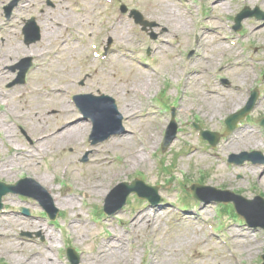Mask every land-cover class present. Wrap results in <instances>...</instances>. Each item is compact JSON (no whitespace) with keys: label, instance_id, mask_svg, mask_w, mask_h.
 I'll use <instances>...</instances> for the list:
<instances>
[{"label":"rangeland","instance_id":"1","mask_svg":"<svg viewBox=\"0 0 264 264\" xmlns=\"http://www.w3.org/2000/svg\"><path fill=\"white\" fill-rule=\"evenodd\" d=\"M7 1L0 0V23L3 21L2 6ZM23 1L13 13L15 19L7 22L6 30H0L3 31L0 32L3 38L2 41L0 39V180L13 183L19 178L29 177L39 182L47 175L51 180L39 183L50 194L74 189L76 192L79 190V196L77 206L72 210L58 208L57 222L51 224L34 199L11 193L4 195V212L3 216L0 215V264H21L8 252L17 244H24V254L44 249L49 244L46 233L31 227L29 219L40 220L47 231L55 235L51 256L60 258L65 264H69L64 252L66 244L78 251L79 264H86L87 257L95 258L94 264H102L96 257L97 247L115 232L125 238L124 258L112 261V264H160L164 260V264H236L237 260V264H259L264 251L263 229L249 227L243 219L234 220L230 205L220 204L225 208L226 216L213 232L226 239L227 219L231 218L232 224L226 232L231 246L209 237V228L203 227L204 219L217 224L219 207L215 201L197 204L186 197L188 210L179 208L181 198L193 182L239 191L247 198H253L254 194L264 198L261 194L264 193L263 168L252 172L250 168L253 166L249 162L243 166L225 164V158L231 153L257 150L264 155V133L256 123L264 115V82L259 79L264 70V22L253 17L244 18L241 21V39L235 38L236 32L232 29V18L243 6H257L264 10V0H205L206 6L201 8L206 15H201L200 7L191 0H113L112 3L105 0H51L54 7H46L43 0H29L33 3L28 4ZM33 4L45 7L40 19L44 26L41 27L55 33L46 36L44 30L41 40L27 47L21 41L19 28L21 17L35 12ZM117 5H124L128 10L137 9L152 25L143 29L134 23L128 12L116 9ZM79 7L83 9L81 12L77 11ZM172 12H178L184 26L169 33L172 21L168 22L167 14ZM58 23L65 24L64 28H58ZM213 23L215 27L211 29L208 25ZM217 33L235 36V48L222 44ZM153 34L155 39H151ZM108 42V49L103 53L107 56L95 58L91 45L95 44L104 52ZM215 44L220 45L217 48ZM35 48L39 49L36 53L23 51ZM191 52L192 55L187 57ZM24 56L33 58V67L26 74L27 82L7 87L15 74L6 68ZM139 58L144 60V64L138 62ZM233 59L243 66L224 71ZM255 59L259 61L255 62ZM181 64L199 70L198 76L195 74L192 78V74L181 70ZM245 72H248V78H241ZM149 79L152 85L145 90L143 83ZM232 84L240 89L233 88ZM55 87L64 89L61 97L73 109L68 118L63 114L55 115L57 107L49 103L52 99L60 101L51 91ZM253 88L258 90V97L240 127L251 128L263 144L251 149L227 150L225 143L229 134L219 139L215 146L217 149L208 148L214 151L203 153L202 147L206 146L196 136L190 121H196L203 129L222 133L224 118L236 109L212 112L209 110L212 105L210 98L220 95L218 98L222 101L229 94L243 95L247 102ZM80 93H104L114 97L123 116L124 133L118 136L129 141L128 144L119 149H107V140L114 137L110 136L99 144L90 145L91 127L87 135L76 142L68 144L60 140V146L45 144L43 138L48 133L75 122H87L81 119L72 100V95ZM132 104V111L123 114L121 107ZM174 106L176 138L162 152L160 145L170 120L167 111ZM155 131L158 141L153 156L129 167L126 174L109 185L111 190L117 183L131 182L134 178L158 185L162 200L156 206L160 208L156 215L151 216L153 207L149 211L152 225L132 227L134 216L140 210L148 209L145 200L134 194L128 196L126 204L116 213L100 216L105 196L89 195L83 186L96 176H103L120 164L128 163L129 146L137 147ZM24 133L34 139L33 144ZM102 147L103 150H98ZM30 152L36 154L30 157ZM214 152L218 158L212 157ZM85 154L87 161L82 163ZM98 159L104 161L98 164ZM163 164L166 169H162ZM259 165L255 163L254 167ZM27 185L31 189V185ZM202 195L208 199L223 197L211 190L202 192ZM20 206L28 208L29 215L21 214ZM193 212L200 216L191 217ZM20 217L23 218L21 222L18 221ZM237 228L250 231L261 240L262 244L255 253L251 252L247 257L246 253H241L247 252L249 247L239 246L232 239L229 231ZM22 232H30L31 237L22 236Z\"/></svg>","mask_w":264,"mask_h":264},{"label":"bare ground","instance_id":"2","mask_svg":"<svg viewBox=\"0 0 264 264\" xmlns=\"http://www.w3.org/2000/svg\"><path fill=\"white\" fill-rule=\"evenodd\" d=\"M221 1H218L220 2V5H221ZM167 17L170 19L168 20V22L172 21V24H173V25L169 24V29H168L169 33L179 31V27L184 26L183 19L179 16L178 12L168 13ZM209 26L212 29V27H215V24L213 23ZM54 33H55L54 30H48V28H45L46 36L54 34ZM200 36L203 37V34H201ZM226 39H227L226 36L221 37V40H223V44H226L225 42ZM218 45L220 44H215V47L218 48ZM38 50H39L38 48L34 49L33 52L38 51ZM226 50H228V48H226ZM23 51H28V50H23ZM217 54L219 55L220 52L218 51ZM241 66L243 65L239 61H235L233 59L230 62V64H228L225 67L224 71H227L228 69H232L233 67H241ZM246 66L248 65L246 64ZM189 73L192 74V78H194L195 74H197L196 76H198L199 71L192 69L190 70ZM247 73L248 72H245L244 75L240 77L241 78L243 77L244 79L248 78ZM134 78L138 80L136 76H134ZM143 85H144L143 88L147 90L152 85V81L149 79L146 82H144ZM231 86L237 90L240 89V87L236 84H232ZM52 92L54 95H56V97L60 98V101L56 99H52L49 101L51 105L57 107V110L55 109L54 111L55 115L63 114L64 118L70 117L73 113L72 108L66 101H63V98L61 97V95H63L64 93V89L55 87L52 89ZM209 92L214 93V91L212 90H210ZM218 96L220 95L213 96L210 98L213 106L210 105L209 110L212 112L221 111V110H224V112L234 111L239 106L244 104L246 100L243 97V95L233 96V94H229L226 97H223L222 101L219 100ZM132 106L133 104L124 105L123 107H121V110L123 111V113L128 114L130 113V111H132L131 109ZM88 129H89L88 123L75 122V123H72L71 125H67L62 128H59L52 133H48L43 138V141H45L46 145L55 143L56 146H60V143H59L60 140H63L68 144L73 143V142L78 141L80 137H81L80 139H82V137L87 133ZM132 135H134L133 132H132ZM157 136H158L157 131L152 132L144 140V142L140 143V145H138L137 147L132 146V148H130L129 146V149L127 151L128 163H125L123 165H120L112 169L111 171L104 174L103 176H96L92 182L85 184V186L83 187L88 192V194L89 195L96 194L97 197H103L108 191V187L110 183L115 178H118L122 174H126L129 171L128 170L129 167L145 162L147 160L146 155L149 154L152 150H154V147L156 146V143L158 141ZM128 143L129 141H126L125 139L121 138V136H115V137H111L107 141L106 147L107 148H117L118 147L119 149L121 148L122 145L128 144ZM225 144L227 145V149L239 150L241 148H247V147H252V146L257 147L259 145V139L256 137V135L254 134L252 130L247 131L245 128H238L226 140ZM33 156L34 155L31 153L30 157H33ZM49 180H51L49 176L45 175L44 177L40 179V182L45 183V182H48ZM73 190L71 191L65 190L62 193L57 194V195L51 194V198L53 200V204L55 205V207L60 208V209H65L66 207H68L72 210L77 205V199L79 196V190L77 192ZM149 210L150 208H148L147 210L145 209L140 210L134 216V218L131 220L133 228L138 227V226L152 225V220L148 216ZM154 212L157 213L159 211L158 209H155ZM20 218L21 219L18 220L19 222H21V220L23 219L22 217ZM29 220L31 221L29 224L31 225V227L41 230L43 234L46 232L47 237L50 239V243L46 245L44 249L30 250L25 254L23 251L24 244L21 243V244H17L11 247L8 250V252L11 253L15 257V259H17V261L20 262L21 264H60L58 258H52L51 256L53 245L56 242L55 235L48 232L40 220H37V219H29ZM248 237L253 238L250 236L249 232H242L241 230L234 231V239L237 241H241V240L247 241ZM124 241H125L124 236L119 232H115L108 239L104 240L97 247L96 257L99 259L98 261H101L102 264H106L107 261L110 262V264H112V261L122 260L124 258V251H123ZM255 242L257 244L261 243L259 239H256ZM253 253H255V250L253 251ZM249 255H250V251H249ZM94 263H96L95 258L93 257L86 258V264H94ZM164 263H165V260L162 261L160 264H164Z\"/></svg>","mask_w":264,"mask_h":264},{"label":"water","instance_id":"3","mask_svg":"<svg viewBox=\"0 0 264 264\" xmlns=\"http://www.w3.org/2000/svg\"><path fill=\"white\" fill-rule=\"evenodd\" d=\"M138 20H141L140 16H138ZM100 108L101 109L99 111H96V113H94V114L91 115V117H92V119L94 121L95 127H97L101 122L106 121L107 118H108V115H111V116L113 115V106H111V104L109 105V108H108L107 111H106V108H104L103 106H100ZM86 113L88 114L87 111H86ZM119 121H120L119 119H116L115 124L118 125L119 124ZM111 124H113V123L111 122ZM110 127H112V126H110ZM117 131L118 130H111L106 136H108V135H110L112 133H115ZM9 190H12V187L11 186L0 183V198H1V196L4 193H6ZM75 262H74V264H76Z\"/></svg>","mask_w":264,"mask_h":264}]
</instances>
